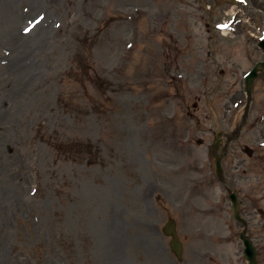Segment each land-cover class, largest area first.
Masks as SVG:
<instances>
[{
    "label": "rangeland",
    "instance_id": "rangeland-1",
    "mask_svg": "<svg viewBox=\"0 0 264 264\" xmlns=\"http://www.w3.org/2000/svg\"><path fill=\"white\" fill-rule=\"evenodd\" d=\"M225 2L0 0V264H248L208 147L264 53L256 29L215 31ZM254 96L224 167L264 264Z\"/></svg>",
    "mask_w": 264,
    "mask_h": 264
},
{
    "label": "water",
    "instance_id": "water-1",
    "mask_svg": "<svg viewBox=\"0 0 264 264\" xmlns=\"http://www.w3.org/2000/svg\"><path fill=\"white\" fill-rule=\"evenodd\" d=\"M257 76V72L254 71L247 79L246 83H247V92L249 94V102L251 101V91H252V86L254 83V80ZM246 117L244 118L242 124H240L237 129L232 133V135L228 136V144L238 136L239 131L243 125V123L245 122ZM221 145V140L219 139V135H217V140L215 145L212 147V153L215 154V150ZM223 155H216V160L215 162V166H216V170L218 172V174L220 175L221 180L223 181V176H222V167H221V159ZM229 199L231 200L232 204H233V214L234 217L242 222L244 225L247 226V222L240 216V203L238 201L237 195L235 193H232L230 191V195H229ZM164 232L167 235H171L173 236V241H172V250L175 252V254L178 256L179 259L182 258V253H183V247L182 244L177 236V232L175 230V222L172 220L170 221V223L165 227ZM240 238L243 240L244 242V246H245V256L247 261H249L250 264H258L257 261V251L256 248L254 247L251 239L246 235V231L242 232L240 234Z\"/></svg>",
    "mask_w": 264,
    "mask_h": 264
},
{
    "label": "flooded vegetation",
    "instance_id": "flooded-vegetation-1",
    "mask_svg": "<svg viewBox=\"0 0 264 264\" xmlns=\"http://www.w3.org/2000/svg\"><path fill=\"white\" fill-rule=\"evenodd\" d=\"M255 8V7H254ZM264 8V4L263 5H260V6H258L257 8H255V9H257V10H261V9H263Z\"/></svg>",
    "mask_w": 264,
    "mask_h": 264
},
{
    "label": "bare ground",
    "instance_id": "bare-ground-1",
    "mask_svg": "<svg viewBox=\"0 0 264 264\" xmlns=\"http://www.w3.org/2000/svg\"><path fill=\"white\" fill-rule=\"evenodd\" d=\"M226 35V34H225ZM114 263V260L111 262V264H113ZM116 264H119V262L118 263H116Z\"/></svg>",
    "mask_w": 264,
    "mask_h": 264
}]
</instances>
